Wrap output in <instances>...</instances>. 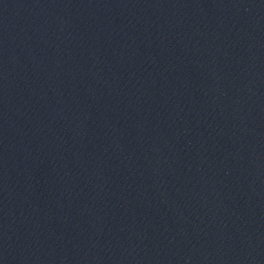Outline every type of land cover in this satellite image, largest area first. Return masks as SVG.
Listing matches in <instances>:
<instances>
[{
    "label": "water",
    "instance_id": "water-1",
    "mask_svg": "<svg viewBox=\"0 0 264 264\" xmlns=\"http://www.w3.org/2000/svg\"><path fill=\"white\" fill-rule=\"evenodd\" d=\"M0 264H264V0H0Z\"/></svg>",
    "mask_w": 264,
    "mask_h": 264
}]
</instances>
